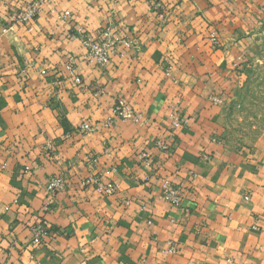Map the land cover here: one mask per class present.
I'll list each match as a JSON object with an SVG mask.
<instances>
[{"label":"crops","instance_id":"crops-1","mask_svg":"<svg viewBox=\"0 0 264 264\" xmlns=\"http://www.w3.org/2000/svg\"><path fill=\"white\" fill-rule=\"evenodd\" d=\"M28 1L0 0V264H264V136L239 145L225 117L264 42V0H165V19L152 0H47L13 24ZM107 27L139 50L87 62L78 32ZM119 97L142 122L104 125ZM86 121L97 130L79 133ZM90 175L119 189L103 196ZM167 180L180 206L159 197ZM41 222L51 236L34 246Z\"/></svg>","mask_w":264,"mask_h":264},{"label":"built area","instance_id":"built-area-1","mask_svg":"<svg viewBox=\"0 0 264 264\" xmlns=\"http://www.w3.org/2000/svg\"><path fill=\"white\" fill-rule=\"evenodd\" d=\"M47 0H29L26 6L17 11L12 16L13 24H28L32 20L36 19L41 11L43 4ZM153 7L157 13L159 19H165L167 15V6L165 0H152ZM60 17L67 18L69 13L65 12ZM72 35V37H75ZM80 36L83 41L84 46L87 48V53L85 55V60L89 63H95L100 66H107L112 59L114 54H123L124 51L136 49L131 39L126 38L123 35L114 33L111 27L105 28L101 38L99 40H94L91 37L83 35L82 32H78L77 37ZM211 41L215 45L219 44V37L214 32L211 35ZM138 49V48H137ZM139 50V49H138ZM71 63L69 68L73 69V60H70ZM144 119L143 114L137 113L133 110L127 101L124 98H117L114 109H113V118L106 122L104 125L110 127L114 124L115 121H131L134 123H140ZM171 122L174 128L181 127L188 123V119L182 117L179 112L175 111L171 115ZM97 130V125L90 124L89 122H83L82 125L77 130L79 133L89 134ZM155 145L163 151H169L170 145L163 140L155 141ZM140 161H142L146 166L153 167L154 160L150 158L147 153H143L139 156ZM116 171L112 169L106 172L109 175L111 172ZM82 184L84 186H93L97 192L103 196H108L114 194L118 189L119 185L112 179H106L104 176L90 175L83 179ZM67 183L64 176H55L47 184V191L50 196L56 195L57 193L66 190ZM159 197L169 202L173 205L180 206L183 203L184 195L179 186H177L173 181L167 180L164 181L161 187V192ZM32 230V241L31 244L34 246H40L45 243V238L51 236L50 227L46 222L37 223L31 228ZM167 253L174 254L177 253L178 249L176 244L173 242L168 243Z\"/></svg>","mask_w":264,"mask_h":264},{"label":"rangeland","instance_id":"rangeland-1","mask_svg":"<svg viewBox=\"0 0 264 264\" xmlns=\"http://www.w3.org/2000/svg\"><path fill=\"white\" fill-rule=\"evenodd\" d=\"M246 75L226 105L225 117L233 142L254 145L264 136V42Z\"/></svg>","mask_w":264,"mask_h":264}]
</instances>
